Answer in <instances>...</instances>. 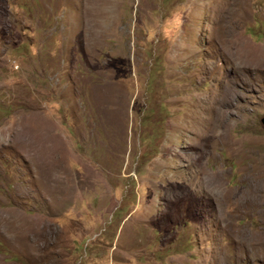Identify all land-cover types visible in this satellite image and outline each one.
<instances>
[{"label":"rangeland","instance_id":"obj_1","mask_svg":"<svg viewBox=\"0 0 264 264\" xmlns=\"http://www.w3.org/2000/svg\"><path fill=\"white\" fill-rule=\"evenodd\" d=\"M263 117L264 0H0V264H264Z\"/></svg>","mask_w":264,"mask_h":264},{"label":"crops","instance_id":"obj_2","mask_svg":"<svg viewBox=\"0 0 264 264\" xmlns=\"http://www.w3.org/2000/svg\"><path fill=\"white\" fill-rule=\"evenodd\" d=\"M26 116L27 114L22 118L23 125L19 128V134L29 146L36 150L40 148L39 152L35 153L37 161L47 165L63 164L67 151L62 143L66 137L62 134L61 124L41 112L32 119Z\"/></svg>","mask_w":264,"mask_h":264},{"label":"water","instance_id":"obj_3","mask_svg":"<svg viewBox=\"0 0 264 264\" xmlns=\"http://www.w3.org/2000/svg\"><path fill=\"white\" fill-rule=\"evenodd\" d=\"M260 123L262 124V126L264 128V117L260 120Z\"/></svg>","mask_w":264,"mask_h":264}]
</instances>
